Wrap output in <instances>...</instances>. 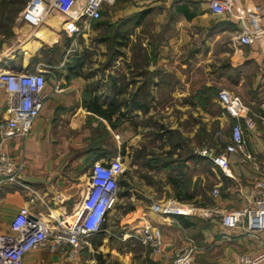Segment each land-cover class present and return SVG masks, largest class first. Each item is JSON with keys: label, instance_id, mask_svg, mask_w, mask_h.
<instances>
[{"label": "crops", "instance_id": "crops-1", "mask_svg": "<svg viewBox=\"0 0 264 264\" xmlns=\"http://www.w3.org/2000/svg\"><path fill=\"white\" fill-rule=\"evenodd\" d=\"M115 1L114 6L106 7L110 11L102 29L100 23L94 24L97 21L91 22L90 63L60 59L63 48L56 34L63 31L57 23L53 25L58 26L53 43L34 37L39 42H31L37 50L10 47L0 53V73L45 71L43 105L29 134L1 145L23 168L19 185L0 182V235L10 232L13 218L23 207L47 221L69 217L87 191L96 163L119 160L124 169L119 186L123 187L129 166H137L134 143L142 108L121 104L117 136L106 128L105 117L96 110L107 113L102 101L111 100L113 94L117 97L116 90L121 102H127L129 95L136 102L157 101L166 91L160 88L163 81L169 80L174 87L170 96L183 102L176 107L182 111L196 107L202 112L194 97L202 86L217 85L219 91L240 97L254 130L244 131L243 152L228 156L232 178L220 170L215 182L218 196L200 208L209 215L196 212L162 219L137 207L122 218L120 228H138L149 220L162 234L160 254L127 240L116 256L111 248L103 247L102 260L99 255L93 257L91 247V264H106L112 259L119 264H172L182 247L193 249L191 264H238L241 256L264 254V232H247L242 226L226 229L221 223L223 213L249 206L254 184L264 180V38L250 46L239 42L243 34L264 28V0H230L231 10L224 15L210 11V0ZM256 7L259 12H255ZM135 22L139 23L138 31L149 25L146 27H151L154 34L164 35L159 41L161 50L145 62L131 61V51L122 45L127 38L122 26ZM141 47L149 58L150 46L143 42ZM56 56L59 60L52 59ZM9 101L0 87V122L11 116ZM213 101L219 105L217 98ZM165 111L170 113L172 109ZM216 121L221 128L227 122L234 124L228 115ZM67 262L66 256L46 251L30 252L23 259V264Z\"/></svg>", "mask_w": 264, "mask_h": 264}, {"label": "built area", "instance_id": "built-area-1", "mask_svg": "<svg viewBox=\"0 0 264 264\" xmlns=\"http://www.w3.org/2000/svg\"><path fill=\"white\" fill-rule=\"evenodd\" d=\"M58 2L62 7H58ZM115 3V0H52L47 4L45 0H31L21 13L20 21L30 28H37L44 24L46 15L52 8L60 9L64 13L60 24L63 33L68 37L78 36L91 22L100 20L106 7H112ZM209 8L215 15H224L230 12L231 1L210 0ZM259 11L260 8L256 7L255 12ZM263 38L264 28L254 34H243L239 37V42L243 46H250ZM44 86L45 71L41 69L23 73H0V87L10 97L11 114L8 120L0 122V182L20 184L23 166L7 155L1 145L9 139L26 137L29 134L32 123L43 105L41 93ZM217 101L234 120L228 143L220 153L215 154L203 149L198 155L209 160L225 176L232 178L228 156L243 152L244 131H253L255 124L252 119L245 117L246 106L240 97L220 90ZM123 173L124 169L119 160L94 164L89 175V187L75 212L67 218L47 221L30 213L26 207L20 208L10 224V232L0 235V264H23L25 255L39 251L59 253L69 261H75L87 244V239L101 232L107 216L114 210L118 201L119 179ZM212 193L213 197L218 196V189ZM251 198L252 202L246 208L231 210L221 215L224 228L234 229L242 226L247 232H264V180H258L254 184ZM174 205L183 207L184 210H177ZM152 210L162 219L174 215L189 216L196 212L209 215V212L203 209L174 202L153 206ZM124 230L122 242L133 239L151 253L160 254L162 234L149 220L144 221L138 228ZM192 254V248L182 247L172 264H191ZM262 260L264 254L256 257L241 256L238 264H259Z\"/></svg>", "mask_w": 264, "mask_h": 264}, {"label": "rangeland", "instance_id": "rangeland-1", "mask_svg": "<svg viewBox=\"0 0 264 264\" xmlns=\"http://www.w3.org/2000/svg\"><path fill=\"white\" fill-rule=\"evenodd\" d=\"M51 1L45 0V3L49 4ZM29 2L31 0H0V53L10 47L37 50L32 44L39 42L35 38L42 40L43 43L51 44L58 35L57 38L61 41L63 48L61 60L91 62V23L78 36L68 37L62 32L55 35V30L64 19V13L60 9L52 8L47 13L44 24L30 29L20 21L21 13ZM59 4L60 2H58V7H62ZM109 11V8L104 9L100 20L94 24L100 23L102 29L104 17ZM56 23L59 25L53 26ZM138 24L135 22L122 26V33L127 34L126 42H122V45H126L131 51V61L145 62L152 59L151 55H156L157 51L161 50L162 44H159V41L164 35L163 33L158 36L154 34L151 27H146L149 25L138 31L136 29ZM143 42L150 46L152 54L150 53L149 58L146 57V52L141 47ZM42 46L46 47V45ZM52 59L59 60L57 56ZM163 83L164 85L160 88L167 92L159 94L157 101L152 99L138 101L143 107L141 116L137 120L138 140L134 143L137 148L134 152L137 166L134 169L129 166L128 175L123 181L124 186H119L117 204L107 216L101 232L94 237L95 242L101 241V243L96 247L93 246L90 236L77 259L72 263L69 261L64 264H91V247L93 257L99 255L101 260L103 247L111 248L113 256L119 254L122 245L125 244L121 240L125 232L120 228L121 220L137 207L142 208L146 214L152 215L154 214L153 206L169 202L190 205L195 209L211 204L214 198L212 192L216 189L215 182L221 171L212 166L208 160L200 157L198 152L208 149L217 154L228 143L232 124L227 122L222 128L219 127L217 118L227 114L217 102L213 101L216 100L220 87L210 85L197 89L194 97L196 105L202 109L200 113L196 107L190 111L177 109L176 107L180 108L179 105L183 102L174 100L170 96V90L174 87L170 85L169 80H164ZM116 92L117 97L113 94L111 100H104L102 104L107 114L111 113L110 118L106 119L109 126L106 128L117 136L120 129V106L130 104L134 97L130 98L131 95H129L127 102H121L118 90ZM166 108L172 111L168 113L165 111ZM176 160L181 162L175 163ZM171 180L175 181L182 191L178 193L175 185L171 184ZM176 194L179 197H176ZM121 198H123L122 201H120ZM106 255L108 257V254ZM106 264H119V262L112 259Z\"/></svg>", "mask_w": 264, "mask_h": 264}, {"label": "trees", "instance_id": "trees-1", "mask_svg": "<svg viewBox=\"0 0 264 264\" xmlns=\"http://www.w3.org/2000/svg\"><path fill=\"white\" fill-rule=\"evenodd\" d=\"M116 35H118V34H116L115 33V36ZM115 38V37H114ZM122 39H124L123 37H122ZM139 107H143V106H141L138 102H136L135 100H132L131 102H130V104H128V108H132V109H136V108H139ZM96 112L97 113H99V114H101V115H103L104 117H105V119H109L110 118V115H111V113H101V111H98V110H96ZM207 160V159H206ZM209 161V160H208ZM177 162H179V160L177 161H175V163H177ZM181 162V161H180ZM179 162V163H180ZM210 162V161H209ZM211 163V162H210ZM212 164V163H211ZM212 166H213V164H212ZM171 184L172 185H175V190L178 192V191H182L181 189H180V187H178V185H176V182L175 181H173V180H171ZM179 193V192H178ZM176 197H179V195L178 194H176L175 195ZM104 226V225H103ZM103 228V227H102ZM100 233V232H99ZM99 233H97V234H99ZM97 234H94L93 236H91V244L93 245V246H95L96 247V245H99L100 243H101V241L99 242V241H96L95 242V239H94V237L97 235ZM101 264V263H100Z\"/></svg>", "mask_w": 264, "mask_h": 264}, {"label": "bare ground", "instance_id": "bare-ground-1", "mask_svg": "<svg viewBox=\"0 0 264 264\" xmlns=\"http://www.w3.org/2000/svg\"><path fill=\"white\" fill-rule=\"evenodd\" d=\"M175 209H177V210H181V211H183V210H184V208H183V207H175Z\"/></svg>", "mask_w": 264, "mask_h": 264}]
</instances>
